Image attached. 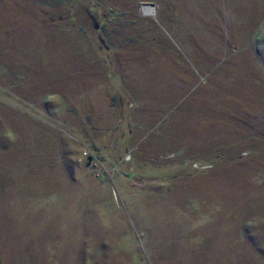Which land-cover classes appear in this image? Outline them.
Segmentation results:
<instances>
[{
    "label": "rangeland",
    "instance_id": "1",
    "mask_svg": "<svg viewBox=\"0 0 264 264\" xmlns=\"http://www.w3.org/2000/svg\"><path fill=\"white\" fill-rule=\"evenodd\" d=\"M0 264H264V0H0Z\"/></svg>",
    "mask_w": 264,
    "mask_h": 264
}]
</instances>
